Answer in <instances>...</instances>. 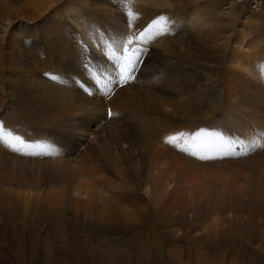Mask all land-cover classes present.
Masks as SVG:
<instances>
[{"label": "rangeland", "instance_id": "obj_1", "mask_svg": "<svg viewBox=\"0 0 264 264\" xmlns=\"http://www.w3.org/2000/svg\"><path fill=\"white\" fill-rule=\"evenodd\" d=\"M52 1L0 0V118L46 138L12 140L19 151L0 140V264H264V147L253 146L264 144V0H197L227 27H170L149 41L134 83L97 82L82 60L111 72L105 38L116 48L160 15L194 8L137 0L148 17ZM215 127L238 149L190 158L196 134L212 152Z\"/></svg>", "mask_w": 264, "mask_h": 264}, {"label": "snow or ice", "instance_id": "obj_2", "mask_svg": "<svg viewBox=\"0 0 264 264\" xmlns=\"http://www.w3.org/2000/svg\"><path fill=\"white\" fill-rule=\"evenodd\" d=\"M129 15H131V13H129ZM170 23L172 22L169 21L167 17L161 15L157 19H154L152 23L140 33L134 36H128L126 40L121 42L116 48L113 47L112 43L106 40L103 41L101 43V48L103 50L102 54L105 55L109 61L112 69L111 72H108V68L105 66H98L92 63L87 56L82 60V67H84L85 71L97 82H99L101 78L109 76L111 77L109 80L110 83H128L135 78L134 73L138 70V65L141 63L142 56L144 55L142 45L169 32ZM262 69H264V66H262ZM52 79H58V77L52 76ZM112 114L113 113L110 111L109 115ZM0 129H3L2 122H0ZM9 137L25 147L30 146L22 137L14 135L11 131L0 134V140H2L5 145L12 147L13 150L19 151L20 149L17 148L15 144L11 143L8 139ZM174 139V137H169L168 142L172 143ZM253 146L264 147V144H257L256 141H253ZM192 154L195 155L196 153L193 152Z\"/></svg>", "mask_w": 264, "mask_h": 264}, {"label": "bare ground", "instance_id": "obj_3", "mask_svg": "<svg viewBox=\"0 0 264 264\" xmlns=\"http://www.w3.org/2000/svg\"><path fill=\"white\" fill-rule=\"evenodd\" d=\"M44 1V0H43ZM82 1V0H81ZM89 2H91L90 4H87V5H91V6H94V8H96V9H98V12H101V13H103V14H108V13H114V8H115V10L118 8V7H120V6H125L126 7V9H131V11H136V10H140L141 11V13H143L144 15H146V16H148L149 17V14H151V12L146 8V7H142L141 5L142 4H138V3H136L137 2V0L135 1V0H127V2L125 1V0H88ZM158 1V0H157ZM157 1H153L154 2V4H153V6L156 4V2ZM196 1L197 0H167L166 1V3L165 2H161V4L163 3V5H164V7H165V5H168L169 3H171V5L173 6V8H175V9H177V8H179V7H181V8H184V6L186 7V5L187 6H189L190 8H192L193 7V5H196L197 3H196ZM88 2V3H89ZM160 2V1H159ZM214 2L217 4V1H215L214 0ZM47 3H50L49 4V7H51L55 2L54 1H52V0H47ZM47 3L46 4H44V5H47ZM144 3H146V1L144 2ZM56 4V3H55ZM160 4V5H161ZM215 4V5H216ZM159 5V4H158ZM118 6V7H117ZM1 7V6H0ZM213 7H215V6H213ZM219 7V6H218ZM90 8V7H89ZM93 8V9H94ZM154 8V7H153ZM171 8V7H170ZM194 9L192 10V14L190 15V16H188L189 14L186 12V11H184V10H180V9H178L179 11H178V13H177V19H171L170 18V16L169 15H167V17H168V19H169V21H171L172 23H170V25H169V27H174V28H176V29H178V28H181V29H183V31H184V33L185 34H188V33H190L189 32V29H188V27L191 25H195V26H193V27H200L199 29H201V27L202 26H204L205 24H209L210 26L211 25H214V26H218V28L219 27H224V28H226L227 26L226 25H220V18L219 17H209L208 18V11H209V9L210 8H212V5H209V6H201V7H198V8H196V7H193ZM2 9V11H3V13H4V8H1ZM96 9H94V10H96ZM161 9V8H160ZM197 9V11H196V13H195V10ZM207 11H206V10ZM164 10V9H163ZM186 10V9H185ZM216 11V10H215ZM107 12V13H106ZM170 13V12H169ZM217 14H218V12H216ZM220 13V12H219ZM161 16V15H160ZM175 17V16H174ZM234 17V16H233ZM232 17V18H233ZM236 18V17H235ZM204 20V22L202 23V21ZM236 20V19H235ZM75 24V23H74ZM198 24V25H197ZM75 26V28H78V26L80 27L79 28V30H81L82 32H81V35H82V38L85 40L86 39V41H88L89 43H90V41H89V36H88V33L86 32V28L84 27V25L83 24H80L79 22H77L76 23V25H74ZM213 26V27H214ZM74 28V29H75ZM218 28H212V26H211V30H210V32H208V34L209 35H211V34H213L214 33V31H216V32H218L219 30H218ZM172 29V28H171ZM203 29V28H202ZM173 30V29H172ZM77 31V30H76ZM215 32V33H216ZM197 33H199V32H197ZM218 33H220V32H218ZM217 33V34H218ZM201 34V33H200ZM239 35V37H240V34H238ZM238 37V39H240ZM242 38V37H241ZM213 40H214V38H212ZM166 40H167V38H166ZM219 41V40H218ZM204 42H205V40H202V41H195V43H197L198 45H199V49L198 50H201V54H202V56H204L207 52H209V50L210 49H208V46H206L205 44H204ZM194 43V42H193ZM193 45V44H192ZM237 52L236 51H233V53H232V63H235V64H237L238 62H237V54H236ZM220 56V55H219ZM218 61V60H217ZM204 64V63H203ZM238 65V64H237ZM211 77V76H210ZM182 118V117H181ZM157 119V118H156ZM155 119V120H156ZM157 121V120H156ZM155 121V122H156ZM170 122V121H169ZM170 124V123H169ZM162 126V125H161ZM8 127V126H7ZM149 130V129H148ZM150 131H151V135L152 136H156V133H158V131H160V129H158L156 126H154V127H151V129H150ZM161 132V131H160ZM163 132V131H162ZM157 138V137H156ZM90 203V202H89ZM90 205V204H89Z\"/></svg>", "mask_w": 264, "mask_h": 264}]
</instances>
